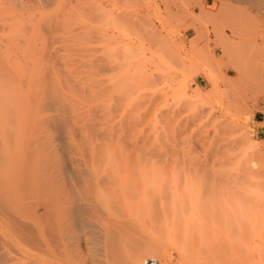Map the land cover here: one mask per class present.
<instances>
[{"label": "bare ground", "instance_id": "6f19581e", "mask_svg": "<svg viewBox=\"0 0 264 264\" xmlns=\"http://www.w3.org/2000/svg\"><path fill=\"white\" fill-rule=\"evenodd\" d=\"M64 1L0 0V264H264V241L244 233L237 188L214 185L197 171L170 180L146 171L131 176L121 134L104 144L100 158L70 152L76 134H86L76 129L80 118L61 96L64 75L39 71L36 59L53 53L44 42V49L35 45L67 29L73 5ZM227 2L219 6L230 11ZM220 8L214 20L228 12ZM116 110L130 137L129 111ZM43 119L53 135L39 133ZM255 152L253 165L264 166Z\"/></svg>", "mask_w": 264, "mask_h": 264}, {"label": "rangeland", "instance_id": "374dc122", "mask_svg": "<svg viewBox=\"0 0 264 264\" xmlns=\"http://www.w3.org/2000/svg\"><path fill=\"white\" fill-rule=\"evenodd\" d=\"M65 1L73 5H66L67 29L57 33L65 39L56 34V42L49 36L52 42L34 43L53 53L35 56L39 71L64 75L61 96L86 134H76L70 152L98 157L121 134L131 176L146 171L170 180L197 171L214 185L235 187L245 235L264 241V166L253 165L255 151L264 156V0H224L237 11L221 6L228 12H218L219 21L212 12L223 0ZM187 29L194 32L190 39L183 36ZM20 57L15 60L30 63ZM118 108L129 111L130 137ZM37 126L42 136L54 134L47 120Z\"/></svg>", "mask_w": 264, "mask_h": 264}, {"label": "crops", "instance_id": "0c3cea01", "mask_svg": "<svg viewBox=\"0 0 264 264\" xmlns=\"http://www.w3.org/2000/svg\"><path fill=\"white\" fill-rule=\"evenodd\" d=\"M183 36L187 39H190L194 36V32L192 29H187L186 31H184Z\"/></svg>", "mask_w": 264, "mask_h": 264}]
</instances>
